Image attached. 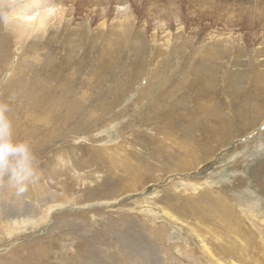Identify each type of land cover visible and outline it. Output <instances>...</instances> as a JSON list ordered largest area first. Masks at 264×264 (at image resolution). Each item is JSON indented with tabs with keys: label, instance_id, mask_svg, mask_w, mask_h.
Returning a JSON list of instances; mask_svg holds the SVG:
<instances>
[{
	"label": "rangeland",
	"instance_id": "obj_1",
	"mask_svg": "<svg viewBox=\"0 0 264 264\" xmlns=\"http://www.w3.org/2000/svg\"><path fill=\"white\" fill-rule=\"evenodd\" d=\"M56 1L0 0V14L10 17L9 23L0 22V102L10 105L14 125L23 133L32 130L40 173L24 193L0 188V264H214L208 262L200 241L224 264H264V241L250 221L256 219L264 233V95L259 97L264 80L257 76L264 72V0ZM121 2L136 8L135 27L140 26L146 36L152 31V18L161 19L172 11L162 16L171 22L172 44L181 28L177 42L188 43L180 52L183 59L193 61L190 68L188 60L183 64L179 55L174 56L165 77L179 65L181 73L167 86L159 85L164 90L155 95V102L150 99L154 80L145 95L137 94L152 78L150 72L154 75L160 58L145 69L147 75L130 71L129 63L144 46L142 39L124 41L114 29L102 37L93 36L97 19H115L125 7ZM61 10L71 21L68 27L83 24L87 42L100 55V72L88 67L82 74L70 67L62 75L56 73L65 50L60 48L62 23L55 18ZM30 13L43 24L33 34L19 35L14 27H22L18 22ZM217 34L220 38L212 39ZM227 35L234 42H222ZM214 40L221 42L220 47L213 49L216 55L208 56L205 49L213 48ZM69 47L80 55L76 46ZM167 50L154 45L152 52L158 55ZM131 74L137 77L132 80ZM207 77L209 92L213 91L209 113L206 101L191 103L186 98L189 93L184 94L188 86L196 87ZM177 78L183 80L179 87ZM170 91L177 94L170 97ZM83 92L89 107L78 99ZM27 96L36 99L33 109ZM48 104L52 114L43 126L42 111ZM173 104H181L179 108L187 104V112L194 107V132L205 127L208 136L197 143L189 141L192 136L186 137L183 131L189 130L191 122L182 118V135L155 134L153 122L160 110ZM88 108L95 111L94 120ZM155 108L159 109L155 112ZM160 121H166L162 111ZM163 144L172 147L159 157L155 152L165 150ZM180 144L185 149L193 146L190 154H179ZM169 186L170 192H159ZM175 193L181 198H174ZM191 198L204 215L209 200L220 203L228 210L227 217L244 226L242 234L230 235L211 224L209 217L184 215L188 206L184 199ZM53 205L58 209L48 213ZM164 207L175 220L162 217ZM14 219L39 223L37 227L22 223L23 231L7 236ZM222 244L233 252H220Z\"/></svg>",
	"mask_w": 264,
	"mask_h": 264
},
{
	"label": "bare ground",
	"instance_id": "obj_2",
	"mask_svg": "<svg viewBox=\"0 0 264 264\" xmlns=\"http://www.w3.org/2000/svg\"><path fill=\"white\" fill-rule=\"evenodd\" d=\"M54 1V0H53ZM59 1V0H57ZM56 1V2H57ZM250 2H257V0H249ZM64 3V1H63ZM119 4V3H118ZM127 4L125 2H121V7L123 8V6ZM58 5H62V3H59ZM130 5V4H128ZM127 5V6H128ZM57 6V5H56ZM138 8V7H137ZM63 9V8H62ZM136 8L132 9L131 7H125L123 8V11L118 13L117 16L115 17V19H111V21H107V19L105 20L104 17H101L100 19H97V22L99 21V24L96 22L97 24V29L94 31V34L93 36H99V37H102L104 35H106L107 33L111 32V30H116L117 33L122 36L120 37L122 40L126 41V40H129V39H132V38H135V40L137 41H140L141 39L144 41V46L140 48L138 54H137V57L131 61L129 63V67H131V70L130 71H144L143 73L145 75H147V72H146V68H148V66H151V64H153V66L155 65V63H153V61L156 59V58H160V60H157L158 62H156V65L154 67V75L152 74V72H150L151 74V78L150 80H148L146 82V85L143 89L139 90V94H137V96L139 97H142L143 95H145L147 93V91L149 90L151 86V83H152V80H154V86L155 88L152 90V93H153V96L151 95L150 96V99L151 101H156L157 100V97L155 95H159L160 93H162V91L164 90V88H160L159 90V85H165L167 86L168 84L171 83V81L175 80L173 79V76H176V74H180L181 73V68H180V65H179V68L175 71V73H172L170 72V75L168 78H166V74L168 73V69L170 68V71L172 70V67H173V63L172 66L170 65L171 61H174L175 60V57L174 56H180V61L182 59V63L185 64L187 63V60L188 58H185L183 59V52H180V51H183L185 47L188 46V43L187 41H182L178 44V40L181 39L179 34L177 33H181L182 32V28L180 29V26L178 25V23L176 24V31H178V29H180L177 33H176V36L175 39L173 40V42L175 44H172V36H171V33L169 32V24H171V22L169 21V24L167 22L164 21L163 17L164 16L166 18V15L169 14L170 12L172 11H167L166 13H164V15H161V19L159 18H152V31H150V35L146 36L145 32L143 31V29L138 26V27H135L136 25V20L137 18H135V15H133V12H135ZM141 9V8H140ZM58 10V9H57ZM60 10V9H59ZM65 10V9H64ZM63 10V11H64ZM62 10L57 13L58 11H56L55 13V18H57L59 21H60V24L62 23V27H63V31H64V37L61 39V44H60V48H63V46L65 47V50H63L64 54H62L59 59H58V65H57V71L56 73H59V74H64L66 73V71H68L70 69V67H75V69L80 72L82 71V74L86 71V68L87 70H89L90 68H93L96 70V73L97 72H100L101 69H102V61L99 60L100 58V55L98 54V52H94L96 49L95 46L93 44H90L89 42H87V38L83 32V24L80 23L78 25L75 26V28H70L68 27L67 25L69 24V18H65V11L63 12ZM177 12V11H176ZM171 15V14H170ZM102 16V15H100ZM23 17L25 18H22V21L23 22H27V21H32L33 22L31 24H28V23H22V21L18 22V24H22V27H14L15 29H17V32L18 34H27V33H34L36 32V29L38 28L39 25L43 24V22L40 20L39 22H35L36 20L33 19V15L30 14H26L24 15ZM96 19V18H95ZM52 19H50L51 21ZM110 20V19H109ZM166 20V19H165ZM49 21V22H50ZM176 21V20H174ZM178 21V20H177ZM71 22V21H70ZM176 23V22H175ZM17 24V23H16ZM65 24V25H64ZM88 24V23H86ZM144 24V23H143ZM14 25V23H13ZM48 25V23H47ZM146 25V24H145ZM174 26V25H173ZM183 26V25H182ZM53 27V24L49 25L48 27V30L51 29ZM68 27V28H67ZM14 33V32H13ZM17 34V33H16ZM37 34V33H36ZM148 34V33H147ZM226 34V33H225ZM231 34V33H230ZM3 35V34H2ZM29 35V34H27ZM73 36H75L76 38L73 39V42L70 41L69 42V38H72ZM236 36V35H235ZM26 37V36H25ZM27 38V37H26ZM219 39L220 37L218 36L217 34V37H212V39ZM225 39V41H224ZM222 40V42H228L229 40L234 42L233 38L231 35H227L225 38ZM241 39V38H240ZM188 40V39H187ZM21 42V41H20ZM60 42V41H59ZM66 42H69L71 44H69L67 46ZM90 42H93V41H90ZM215 42V43H214ZM213 43L210 44V46H213L210 47L209 49V46L207 47V55H216L215 51L213 50L215 47H220V44L221 42L220 41H217V40H214ZM71 45H74L78 48V51H80V55L77 57V55L75 54V50H69ZM162 46L163 48L165 49H169V51L167 50L166 53H158V55H155V52L153 53L152 50H153V46ZM124 46V45H123ZM191 46V45H190ZM73 49V48H72ZM258 50V49H257ZM77 52V51H76ZM94 52V54L91 55V53ZM261 53V52H260ZM76 56H75V55ZM191 54V53H190ZM193 55V54H191ZM75 56V57H74ZM120 56V55H119ZM118 58H121L119 57ZM154 56V58H153ZM187 56V55H186ZM236 56V55H235ZM215 57V56H214ZM178 59V57L176 58ZM53 60V59H52ZM69 61H75L74 63H71ZM189 61V60H188ZM236 61V60H235ZM190 62L188 63V68H190ZM193 62V61H192ZM191 62V63H192ZM70 65V66H69ZM105 65V64H104ZM182 65V64H181ZM192 65V64H191ZM3 66V64H2ZM56 66V65H54ZM101 66V67H99ZM107 66V65H106ZM89 67V69H88ZM105 68V66H103ZM5 68H8L7 65H5ZM150 68V67H149ZM152 68V66H151ZM52 69V68H51ZM75 70V71H76ZM50 72V71H49ZM48 73V72H46ZM54 73V72H53ZM77 73V72H76ZM86 73V72H85ZM234 73V72H233ZM73 74V73H72ZM80 74V73H79ZM130 75V73H129ZM131 78L132 80L135 79L137 76L135 75L133 77V74H131ZM12 76V75H11ZM209 76V75H208ZM257 76H261L260 78H262L261 81L264 80V72H259ZM63 78H66L65 76H63ZM74 78V77H73ZM78 79V78H77ZM79 80V79H78ZM201 80V79H200ZM141 79L138 83H135L133 85L136 86L137 84L141 83ZM68 82V81H67ZM131 84V83H130ZM180 84H183V80L182 82L179 80V78H177V86L179 87ZM264 85V84H263ZM84 86V85H83ZM173 86V85H172ZM132 87V88H133ZM21 89V88H19ZM260 90V96L261 97L262 95H264V87H260L259 88ZM22 90V89H21ZM20 90V91H21ZM150 92V91H149ZM238 92V91H237ZM129 93V92H128ZM126 93L124 95V97L128 94ZM176 93V91H170V97L173 96L174 94ZM189 93V95L186 97L187 98V101L188 102H191V103H197L199 101H206L208 103V105L206 106V112L209 113V93H213V91L209 92V77L205 78L204 81H199V83H197L196 87H190L188 86L186 88V92H184V94H187ZM177 94V93H176ZM255 94V93H254ZM27 95V94H26ZM25 95V96H26ZM84 95H85V92L82 93V95L78 98L79 100H82L83 101V106L84 105H87L85 103V98H84ZM24 97V96H23ZM246 97V95H245ZM91 98V97H90ZM88 100V102H90V99ZM169 98V97H168ZM27 99V103L29 106H31L35 101L36 99L35 98H30L29 96L26 97ZM146 99V98H145ZM261 99V98H260ZM146 101V100H145ZM136 102V100H135ZM150 100L148 99V103H146L147 105H149L150 103ZM205 102V103H206ZM36 103V102H35ZM35 103L32 105L34 107ZM157 105V104H156ZM181 104H173V106H164V108L162 110H160V116H161V111L163 112V115H164V119L166 120L165 123L164 122H161L160 121V116H157L155 121L157 122H153V128L156 130L155 134H159V135H169V132H171V135L170 136H180L182 135V132H181V128L179 127V125L181 123L180 122V119L182 118L183 121L184 119H187L189 122L192 121L193 117H194V107H191V109L187 112L186 111V106L184 105H187V104H184L183 107H180ZM31 106V108L33 109V107ZM91 105H87V107H89ZM200 106V105H199ZM175 107H178L181 111H178ZM198 107V105L196 106ZM172 108V109H170ZM201 108V107H200ZM94 109V108H93ZM159 108H155V112L158 110ZM196 109V108H195ZM199 109V108H197ZM88 111V113H91L89 114V117L91 119L94 120L95 118V111L92 112V110H89V108L86 110ZM44 114H45V118L44 120H41L44 125H47V121L45 120H48V117L49 115L52 114L51 110H50V105L48 104L47 106L44 107V110L42 111ZM153 112L154 114L153 115H157V113ZM179 113V112H182L181 115L179 114H176ZM201 112V111H200ZM29 113V112H28ZM197 114V113H196ZM203 114V113H202ZM206 114V113H205ZM152 115V116H153ZM202 116V115H201ZM206 116V115H205ZM28 117V116H27ZM200 117V116H199ZM148 118V117H147ZM155 118V116L153 117ZM205 118V117H204ZM77 120V119H76ZM194 120V119H193ZM75 121V120H74ZM74 121L72 123H74ZM76 122V121H75ZM80 125H82L84 127V120L81 119L79 121ZM78 123V124H79ZM196 124V123H194ZM190 126H187L189 127V130L187 131H183V135H185L186 137L187 136H192V137H189L188 140L189 141H192L193 143H197V142H200L201 140H203V138L205 136H208L209 134V131L208 129H206L205 127L204 128H201L198 132H194V125L193 123L191 122V124H188ZM62 126V123L59 124V127ZM183 126V125H182ZM27 128V127H26ZM76 129L78 127H75ZM81 128V127H79ZM15 129H17L16 132V136L18 139H21V140H27L29 141L33 148H34V151L36 153V149H37V144L34 140V136H33V132L32 130H24V133H23V130H20V126L18 124L15 125ZM188 129V128H187ZM79 130V129H78ZM83 130H87L86 128H83ZM193 133H196L195 135ZM198 133V135H197ZM184 136V137H185ZM50 137V136H49ZM161 137V136H160ZM183 137V138H184ZM157 138V137H156ZM162 139V138H161ZM172 139V138H171ZM136 140V139H135ZM154 140V139H153ZM158 140V139H157ZM171 141V140H170ZM173 141V140H172ZM164 142V140H162V142H159V144L162 145V143ZM178 144V143H177ZM166 146V149H162L160 150L159 152H155V154H159V157H162L164 156V153L165 152H168L170 150V145H167V144H163ZM164 146V147H165ZM176 146V145H175ZM178 146V145H177ZM154 147V146H153ZM162 147V146H161ZM188 147V145H187ZM141 148V147H140ZM179 149H181V153L178 152L179 154H182V155H188L190 154L189 152L191 151V149H193V146H190L188 147L187 149L183 148L182 144H180L179 146ZM107 150V149H106ZM217 152V151H216ZM135 153V152H134ZM189 162V161H187ZM191 163V162H190ZM190 163H187L186 167L188 168L190 166ZM192 166V165H191ZM185 168V169H187ZM189 169V168H188ZM135 170V169H134ZM182 170H184L182 168ZM175 173L176 171L178 170H174ZM167 172H173V170L171 169V171H167ZM174 174V173H173ZM159 180V179H158ZM157 180V181H158ZM170 189H171V186L167 187V188H162L161 190H159V192H165V191H169L170 192ZM172 190V189H171ZM195 190V189H194ZM158 192V191H157ZM158 192V193H159ZM172 192V191H171ZM15 195V194H14ZM19 196V195H18ZM157 196V194H156ZM174 198H181V196H179L178 194H174L173 195ZM205 197V196H204ZM206 198V197H205ZM209 199H211L209 197ZM185 202H187V207L184 208V212L185 214L184 215H189L190 217H200V218H203V217H209V222L211 224H213L214 226H217V227H221V228H224L225 232L229 233L230 235H233V236H238V235H241L242 234V230H240V228H243L244 226L243 225H240V222L238 220H233L231 219V217H227V214H228V210L226 208H224L220 203H218L217 201H214V200H209V209L206 211V215L204 214H200V212L197 210V208L195 207L197 202H193V198L191 199H188V200H185ZM205 201V200H204ZM58 208L57 207H54L51 206L49 209H48V213L50 212H53V211H56ZM61 209V207H60ZM169 208H162L161 212H162V217H165L167 219H171V220H175V216L174 214L172 213V211L168 210ZM179 213H183V210L181 209L179 211ZM200 215V216H199ZM48 219V217H46V220ZM206 221V220H205ZM251 223H252V226L254 227V230H256V233H260V236L262 237V240L264 241V233L260 230V228H258L259 226H257L256 224V219H251L250 220ZM27 223L29 224H32L33 227H37L38 226V223L37 221H32V220H28L26 221ZM24 222V220H21V223L19 222V220L17 221L16 219L12 220V227H10V230L8 231L7 233V236H11L12 234H16L17 232H21L24 230V228L21 226L19 227L20 224L23 223H26ZM46 221H44L43 223H45ZM260 222V221H259ZM11 226V225H10ZM211 226V225H210ZM234 226H236V229L234 228ZM246 227V226H245ZM251 228V226H250ZM252 231V230H251ZM244 232V231H243ZM245 234V232H244ZM247 234H250L247 232ZM248 236V235H247ZM254 236V235H253ZM249 238V237H247ZM236 239V238H235ZM239 241V240H238ZM240 244V246L243 244H241V241L238 242ZM237 243V245H238ZM200 244H201V248H202V252L207 256L208 258V262H214V264L218 263V264H224L221 259L217 258L214 256V254H212L210 252L209 249H207V247L204 245L203 242L200 241ZM234 246H235V243H233ZM232 244V245H233ZM223 245V244H222ZM262 245V244H261ZM264 245V244H263ZM238 247V246H237ZM233 248L230 247H225L223 245V248L219 249L220 252H224V253H227L228 255H230L233 250ZM238 249V248H237ZM223 253V254H224ZM261 264V263H260ZM263 264V263H262Z\"/></svg>",
	"mask_w": 264,
	"mask_h": 264
},
{
	"label": "clouds",
	"instance_id": "obj_3",
	"mask_svg": "<svg viewBox=\"0 0 264 264\" xmlns=\"http://www.w3.org/2000/svg\"><path fill=\"white\" fill-rule=\"evenodd\" d=\"M9 20L7 13L0 14V22ZM11 112L9 104L0 102V188L24 193L40 173L32 144L16 136Z\"/></svg>",
	"mask_w": 264,
	"mask_h": 264
}]
</instances>
